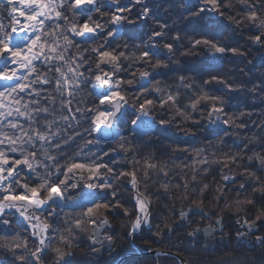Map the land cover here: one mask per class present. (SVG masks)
<instances>
[{
  "label": "trees",
  "instance_id": "16d2710c",
  "mask_svg": "<svg viewBox=\"0 0 264 264\" xmlns=\"http://www.w3.org/2000/svg\"><path fill=\"white\" fill-rule=\"evenodd\" d=\"M121 3L128 6L129 11L124 15L132 23L123 22L120 36L115 38L108 50L126 51L129 54L128 59H121L123 70L116 72L114 79H133L131 73L137 74L133 85H123L122 94L128 96L130 103L134 102L132 97L139 95L142 90L140 71L150 72L148 80H151V84L147 86L151 94L148 98L154 100L170 90L175 91L179 77L183 76L185 83L194 84V88L191 95L187 89H180L181 108L189 104L190 99L195 98V95L200 94V89H203L210 95L222 98L224 112L227 116H232L235 123L226 125V128L210 126L209 107L203 103L196 111L188 110L185 113L190 119H185L173 107L166 105L162 109L157 104L151 112L155 120L153 126L135 134L131 120L135 119L138 113L128 110L122 117L127 122L119 129L123 140L86 144V140H97L94 133L88 135L84 131L89 126L87 120L81 119L80 125L77 126L75 121L69 120L65 123L60 117L70 116L75 113L77 107L84 112L86 108H94L98 104L92 83H84L80 89H75L74 84L70 83L67 88L73 91V96H68L67 91H64L63 99L65 102L70 100L71 104L66 103L65 109L62 110L59 96L54 105L50 99H46L55 95L54 81L58 74L48 72L42 61L37 62V72L47 74L52 82L46 85L35 84L33 89L41 91V96L36 97L33 93L31 99H38L41 107L48 106L52 113L48 119L58 120L61 128H68V124L72 125L68 128L66 136L71 135L73 139L63 147L68 156L79 152L80 155L76 159L80 161L101 157L103 163L114 169L116 176H119L120 172L136 171L139 190L151 205L150 228L144 227L140 234L133 238V243L141 251L158 248L179 253L189 264H264V240L253 243L252 246L236 240V235L241 233L238 225L245 220L260 228L259 235L264 238V212L261 211L264 208V166L255 158L248 159L257 153L264 157V50L255 48V35L247 24L235 25L234 19H229L232 16L242 17L243 13L237 0H224V3L230 6L222 7L217 18L197 13L194 6L186 5L183 0H147L144 6L136 4L134 0L131 2L121 0ZM145 9L148 15L144 20L141 14ZM8 11L9 9L0 3V19H3L5 24L9 23L6 19ZM111 13L109 11L105 19H110ZM65 15L68 17L67 23L63 19L59 20L62 32L71 29V21L74 19L70 8ZM97 15L99 14H94V19ZM107 27L108 25L105 26ZM161 31L164 33L163 37L153 38L154 32ZM67 34L69 39L80 43L79 48L71 49V54L73 56L82 54L85 58L84 66L78 69L84 73L81 79L94 83L92 73L96 71V58L91 49L103 42L104 35L101 34L100 39L94 43H85L79 37H73L70 31ZM177 36L178 40L175 39ZM195 40H210L229 51L236 48L238 52L234 56L227 54L223 59L210 58L209 47L203 44L193 47ZM153 42L159 55L152 60V64L159 59L167 67L153 70L151 66L136 62L135 57ZM63 43L61 40V44ZM166 43L173 45L172 53L164 48ZM84 49L87 51H83ZM89 67L91 73L88 71ZM102 67L104 71H110L108 67L103 65ZM212 76L218 77V80L212 81ZM204 81L210 82L205 84ZM228 85H231V88ZM155 88H160L161 93L155 92ZM21 96L25 101L30 98L27 92L21 93ZM67 107L72 109V113L66 111ZM75 114L80 119V113ZM84 115L90 114L84 112ZM161 119L169 121V125L162 127L159 124ZM40 121L41 123L44 121L43 114ZM75 132L82 135L75 136ZM120 143H124L127 150L121 149ZM200 149L204 151L198 156L197 151ZM51 151L56 154L55 149ZM226 155L236 156V162L227 165L223 163ZM205 156L208 164L197 162ZM134 160H138L139 164H134ZM145 160L157 167L146 169ZM60 163H64L63 157L60 158ZM145 170L147 176L144 175ZM193 174L196 175L195 181H192ZM29 175L30 184L38 179L34 173ZM225 176L230 179L225 180ZM21 177L26 178L24 172L21 173ZM130 180V176H123L114 184L117 191L116 199L121 207L110 208L108 211L101 210L100 213L112 226V229L108 227L103 235L113 237V248H104L101 257L94 254L92 227L85 223L82 230L75 228V220L80 218L79 213L86 210L79 205L86 203L88 197L82 192L81 186L76 189L69 188L65 192V206L62 210L55 208V214L52 216H47L52 208L48 207L44 211L43 219L50 225L48 236L51 239L47 241L48 246L41 255L40 264H56L58 258L54 251L56 248L65 253H72L71 257H66L70 259L71 264H116L126 254L135 253V246L128 235L135 216L124 215L125 209L129 213L135 211V192ZM186 182L189 185L187 190L183 187ZM165 184L168 185L167 188L164 187ZM204 185L208 187L204 189ZM241 185L244 187L241 188ZM186 191L188 195L184 198ZM106 198L112 200L111 190L107 192ZM248 200H252L253 203L248 204ZM194 201L202 207L203 213L192 211L184 221H181V212H188L189 208L197 210ZM238 201L241 203L238 204ZM257 216H260L259 220L256 219ZM3 218L11 223L4 225L0 222V236L8 237L10 244L9 247L0 246V263L21 264V261L16 259L19 255L35 261L30 253L36 250L38 240L33 238L30 228L15 212L5 213ZM219 219H222L225 234H230L228 245L206 250L201 236L191 238L189 235L196 233L195 230L198 228L215 226ZM169 225L173 228L171 232L167 231ZM14 236L19 238L17 242L27 239V248H16L11 243ZM61 236L67 238L71 247H67L61 241ZM121 264H179V262L169 256L146 255L128 257Z\"/></svg>",
  "mask_w": 264,
  "mask_h": 264
},
{
  "label": "snow or ice",
  "instance_id": "6c2138e0",
  "mask_svg": "<svg viewBox=\"0 0 264 264\" xmlns=\"http://www.w3.org/2000/svg\"><path fill=\"white\" fill-rule=\"evenodd\" d=\"M141 2L142 0H135L136 4ZM201 3L205 5V7L200 8L201 12L206 10L219 12L221 7L230 6L225 4L224 0H201ZM4 6L9 9L6 16L9 23L5 25L3 19H0V65H2L0 66V82H7L0 89V222L4 225H10L11 222L3 217L6 211L14 210L34 230L31 235L38 237V246L35 251L30 253L35 261L28 260L24 255L16 256V259L21 261V264H39L40 254L48 246L46 240L50 241L51 239L48 236L50 225L42 220L43 209L46 206L52 208L47 216L54 215L57 207L62 210L65 206V192L69 188H78L80 180L85 181V186L89 192L87 193V202L79 205L86 210L81 211L79 213L80 218L75 220L77 230H82L87 223L92 227L93 233L98 235L100 228L109 225L108 219L101 216L100 213L101 210L108 211L110 208L121 207L116 199L117 191L114 184L123 176L131 177L130 183L137 191V195L134 197L136 201L135 211L129 213L127 209L124 210L125 216H135L128 235H135L145 225L150 227L149 201L139 195L136 171L120 172L119 176H116L114 169L103 163L101 157L80 161L76 159L80 155L79 152L73 156H68L63 151V147L73 139L71 135L66 136L68 128H71L72 125L68 124V128H61L58 120L48 119V116L52 114L48 106L41 107L38 99H31L33 93L36 97L41 96V91L33 89L35 84L46 85L52 82L47 74L37 72V62L42 61L48 72L58 74L54 81L55 95L46 99H50L54 105L57 96H59L62 110L65 109L66 103L71 104L70 100L65 102L63 99L64 91H67L68 96H73V91L67 88L70 83L74 84L75 89H80L84 83H92L93 93L96 95L98 104L94 108L84 110L90 115L85 116L84 112L77 107L75 113H80V119H78L77 115L72 113V109L67 107L66 111L72 114L60 117L65 123H68L69 120L75 121L77 126L80 125L81 119H86L89 126L84 131L88 135L98 133L101 129H107L114 140H123L124 137L120 135L119 129L127 122L122 119L126 109L131 108L138 113L136 118L131 120L133 126L150 127L151 124L155 123L151 117V112L157 104L162 109L166 105L173 107L185 119H190L185 113L188 110L196 111L198 106L203 103L209 107L208 116L212 122L222 120L226 125L234 124L233 117L227 116L224 112L222 98L210 95L200 89V94L195 95V98L190 99L189 104L181 108L179 104L180 89H187L191 95L194 88V84H186L185 78L181 76L175 91L170 90L156 100L148 98L151 91L148 86L141 84L142 90L139 95L132 97L134 102L130 103L128 96L122 94L124 92L123 85H133L136 82L137 74L131 73L133 79H114L116 72L123 70L120 63L121 59H128L129 54L126 51L108 50L116 38L117 27L125 21L132 23L128 17L123 15L129 9L121 3V0H5ZM69 8L74 19L71 21V29L62 32L60 31L59 20L63 19L66 23L68 22L65 12ZM109 11L112 12L111 17L105 19ZM94 14L99 15L94 19ZM141 15L147 17V9ZM229 19L233 18L229 17ZM249 20L255 22L257 17L253 15L249 17ZM260 23L264 24V21H260ZM105 25L108 27L105 28ZM68 31L73 37H89L88 40L84 41L85 43H94L95 40L100 39L101 34L104 35L103 42L98 47L91 49L96 58V71L92 73L94 83L81 79L84 73L79 72L78 69L84 66L85 58L82 54L77 56L71 54V49L73 47L79 48L80 43L69 39ZM21 34L22 37L14 42V37ZM163 36L162 31L153 33V38ZM175 39L178 40L179 37L177 36ZM255 39L259 42L261 37L257 36ZM61 40L64 41L63 44H61ZM201 44L208 46L213 55L223 56L226 51H229L210 40H195L193 47ZM126 47L127 45H125ZM155 48V42L146 46V50L135 57L136 62L151 66L153 70L167 67L159 59H156L155 64H152V60L159 55ZM164 48L169 53L173 51V45L170 43L164 44ZM83 51H87V49ZM230 51L236 54L238 49L232 48ZM102 65L109 67L110 71H104ZM88 71L92 72L90 67ZM69 73L71 77H69ZM149 76L148 70L139 72L140 81L148 80ZM211 80L217 81L218 77L212 76ZM209 82L204 81L205 84ZM148 84H151V80H148ZM228 87L231 88V85ZM154 91L161 93L160 88H155ZM26 92L30 97L27 101L21 96V93ZM41 114L44 115L43 123L40 121ZM225 116H227L226 119H224ZM169 123L163 119L159 121L162 127H167ZM239 126L242 127L243 125ZM74 135L81 136L82 134L75 132ZM93 142L99 144L102 141L100 139L85 141L86 144ZM119 147L125 149V144L120 143ZM52 149L56 150V154H53ZM203 151V149L198 150L197 155H201ZM61 157L64 158L63 164L60 163ZM253 158L259 160L264 166V157L258 153L254 157H248L249 160ZM236 160V156L226 155L222 162L227 165L228 163H235ZM133 162L139 164L138 160ZM197 162L206 165L208 159L205 156ZM145 166L146 169L157 167L148 160H145ZM25 170L27 171L25 172ZM161 171H163V167H161ZM22 172L25 173L26 178L21 177ZM31 173L36 174L38 179L30 184L31 177L29 174ZM108 174H112V176L110 177ZM164 174L167 175L166 172ZM144 175L147 176L146 170ZM249 175L252 174L249 173ZM77 176L80 177V180L70 183ZM224 179L228 180L230 177L225 176ZM195 180L196 175L193 174L192 181ZM164 187L167 188L168 185L165 184ZM183 187L187 190L188 183L186 182ZM207 187L208 185L203 186L204 189ZM243 187L244 185H241V188ZM109 190H111V201L106 198ZM193 190L195 191L194 184ZM187 195L186 191L184 198H187ZM193 203L196 208L203 212L199 204H196L195 201ZM237 203L241 202L238 201ZM247 203L252 204L253 201L248 200ZM239 210L238 208L237 211ZM192 211L193 209L189 208L188 212H181L180 220L184 221ZM261 211L264 212V208ZM256 219L259 220L260 216H257ZM216 223L219 225L221 221L217 220ZM244 223L249 231L253 229L254 224H249L247 220ZM172 230V226L169 225L167 231L171 232ZM195 231L198 232L200 229ZM204 231L210 232L211 226ZM194 234L195 232L189 233V235ZM69 235H71V229H69ZM18 239L17 236L12 237L11 243L16 248H27V239L17 242ZM60 239L67 247H71L66 237L61 236ZM105 240L111 245L113 237L106 236ZM261 240L264 238L257 237V241ZM0 242H2L0 246L9 247L8 237L0 236ZM54 251L58 255L56 264H71L70 259H66V257H71L72 253L62 252L59 248L54 249Z\"/></svg>",
  "mask_w": 264,
  "mask_h": 264
},
{
  "label": "water",
  "instance_id": "95a60500",
  "mask_svg": "<svg viewBox=\"0 0 264 264\" xmlns=\"http://www.w3.org/2000/svg\"><path fill=\"white\" fill-rule=\"evenodd\" d=\"M256 44L258 45V46H261L260 44H259V42H256ZM128 109H130V108H128ZM128 109H126V111L128 110ZM152 117V116H151ZM94 137L95 138H97V139H100L103 143H108V142H112V141H115L114 139H113V137H112V135L111 134H109V130H107V129H101V131L100 132H98V133H95V135H94ZM106 141V142H105ZM138 181V180H137ZM132 186V185H131ZM133 188V187H132ZM138 189H139V182H138ZM133 190H134V192H135V196L137 195V191H136V189H134L133 188ZM139 195L140 196H142L144 199H146V197L144 196V195H142V193H141V191L139 190ZM134 196V197H135ZM147 200V199H146ZM134 201H135V199H134ZM136 202V201H135ZM45 209V208H44ZM43 209V210H44ZM151 205H150V203H149V213H150V216H151ZM193 211H195L196 213H198V214H202L203 212H201L200 211V209L199 208H197V210H193ZM204 211V210H203ZM6 212H14V210H8V211H6ZM17 215L19 216V214L17 213ZM190 215V214H189ZM20 217V216H19ZM22 220H23V218L22 217H20ZM220 221H221V224H219V225H217V223H216V226H217V228L216 227H212L211 226V231L210 232H205L204 230L206 229V228H208V227H205V228H198V229H200V231H198V232H196L194 235H190L191 236V238H194V237H199V236H202L203 237V240L205 241L204 242V244H205V248H206V250H210V249H214V248H216L217 246H225V245H227L228 243H229V240H228V237H226V236H223L222 235V233H223V227H222V219H219ZM24 221V220H23ZM25 223H27L26 221H24ZM28 224V223H27ZM250 224V223H249ZM253 224V223H252ZM28 227H30L29 225H28ZM110 228V229H112V226L109 224V225H106V226H104V227H102V228H100V230H99V234L98 235H96V234H94L93 232H92V235H93V237L95 236V239H93V237H92V246H94L95 247V250H94V254L97 256V257H101V255H102V252H103V250H104V248H113V242H112V244L110 245L106 240H105V238H104V232H105V230L107 229V228ZM144 227H147V228H150L148 225H145ZM144 227L140 230V231H138V232H136L135 233V235H138V234H140V232L144 229ZM30 229H31V227H30ZM242 229H244L245 230V232L249 235V236H252V235H254V231L255 230H257L258 228L254 225V227H253V229L251 230V231H249L248 230V227H247V225H245V223L243 222V224H242ZM31 231H34L33 229H31ZM135 235H133V236H130L129 238H130V240L132 241V244H134V246H135V249H136V251H135V253H129V254H126L124 257H122V258H120L117 262H116V264H121L126 258H128V257H132V256H146V255H151V256H165V257H167V256H169V257H172V258H175L178 262H179V264H189L188 262H187V260L182 256V255H180L179 253L177 254V253H174V252H171V251H164V250H161V249H158V248H156V250H151V251H145V252H143V251H141V249L135 244V243H133V238H134V236ZM35 238H37L38 239V237H35ZM97 241H99V242H97ZM46 242H47V240H46ZM45 249L46 248H44V250H43V252L45 251ZM42 252V253H43ZM41 253V254H42ZM40 254V255H41ZM35 259V258H34ZM39 264H40V261H39Z\"/></svg>",
  "mask_w": 264,
  "mask_h": 264
},
{
  "label": "built area",
  "instance_id": "2783aa9c",
  "mask_svg": "<svg viewBox=\"0 0 264 264\" xmlns=\"http://www.w3.org/2000/svg\"><path fill=\"white\" fill-rule=\"evenodd\" d=\"M185 2L195 5L197 7L198 12L200 11L201 7H205V5L201 3V0H185ZM144 3H145V0H142L141 4H144ZM239 3L243 4V6L246 8V10L244 11L245 13L244 21L246 22V24H248L253 29V32L256 34V37L257 36L262 37V32L264 31V24H261L260 21H264V0H239ZM202 13L215 16V14H217V11L206 10ZM253 15L257 17V20L255 22H252L249 20V17ZM142 18H145V17H142ZM240 21L241 20H237L236 24H238ZM122 24L118 26L116 29L117 35L120 31L119 29L121 28ZM84 39H89V37H84ZM212 56L221 57V58L223 57L220 55H213V52L211 53V57ZM85 179H86V174H85ZM76 180H80V177L77 176L73 178L74 182ZM80 181L83 182L84 184V192L88 193L89 189L85 186V181L84 180H80Z\"/></svg>",
  "mask_w": 264,
  "mask_h": 264
},
{
  "label": "flooded vegetation",
  "instance_id": "af4514ba",
  "mask_svg": "<svg viewBox=\"0 0 264 264\" xmlns=\"http://www.w3.org/2000/svg\"><path fill=\"white\" fill-rule=\"evenodd\" d=\"M238 229H240V226L238 225ZM223 230V233H222V235L224 236H227L228 237V239H229V237H230V234L228 233V234H225L226 232H225V229L223 228L222 229ZM240 231H241V233H240V235L238 236V234L236 235V240L239 242V243H243V244H246L247 246H252L253 245V243H259V242H261V241H257V237H260V235H259V233H260V228H258L257 230H255L254 231V235H252V236H249V235H247L245 232H244V230L243 229H240Z\"/></svg>",
  "mask_w": 264,
  "mask_h": 264
},
{
  "label": "rangeland",
  "instance_id": "374dc122",
  "mask_svg": "<svg viewBox=\"0 0 264 264\" xmlns=\"http://www.w3.org/2000/svg\"><path fill=\"white\" fill-rule=\"evenodd\" d=\"M0 3L2 4V5H4V3H5V0H0ZM237 3L239 4V1L237 0ZM5 25H7V24H5ZM5 83H7V82H0V89H2L3 87H4V84ZM142 83V82H141ZM144 84V83H143ZM210 122H211V124L210 125H212V126H214L215 124V126H217L219 123H221L220 121H215V122H212L211 120H210ZM142 127V128H141ZM140 128L141 129H146V127H143V126H141ZM139 128V129H140ZM136 129V128H135ZM86 202H87V200H86Z\"/></svg>",
  "mask_w": 264,
  "mask_h": 264
},
{
  "label": "bare ground",
  "instance_id": "6f19581e",
  "mask_svg": "<svg viewBox=\"0 0 264 264\" xmlns=\"http://www.w3.org/2000/svg\"><path fill=\"white\" fill-rule=\"evenodd\" d=\"M21 37H22V34H21V35H18V36H15V37H14V42H15L16 39H20ZM0 66H2V65H0ZM98 91H99V90H98Z\"/></svg>",
  "mask_w": 264,
  "mask_h": 264
}]
</instances>
